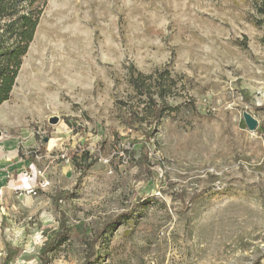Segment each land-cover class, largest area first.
I'll return each instance as SVG.
<instances>
[{
	"label": "rangeland",
	"instance_id": "374dc122",
	"mask_svg": "<svg viewBox=\"0 0 264 264\" xmlns=\"http://www.w3.org/2000/svg\"><path fill=\"white\" fill-rule=\"evenodd\" d=\"M130 67L151 77L143 95ZM148 83L164 107L157 120ZM133 112L141 128L127 125ZM0 146L16 160L0 195V264H43L62 219L72 231L46 264H264L257 2L44 0L0 109ZM28 162L32 180L48 182L36 195L21 185Z\"/></svg>",
	"mask_w": 264,
	"mask_h": 264
},
{
	"label": "trees",
	"instance_id": "16d2710c",
	"mask_svg": "<svg viewBox=\"0 0 264 264\" xmlns=\"http://www.w3.org/2000/svg\"><path fill=\"white\" fill-rule=\"evenodd\" d=\"M258 4V13L263 18L264 23V0H255ZM44 0H0V105L7 101L14 87L19 69L22 65V59L26 55L28 48L33 41L36 28L42 14ZM130 84L133 89L143 95L141 88L145 85L142 75L135 76L133 69L129 68ZM161 86V85H160ZM145 95H147L152 107L154 119H158L164 110V107L153 98L155 93L151 92V84L148 83ZM161 89V88H160ZM245 97L246 92L240 91ZM158 98L164 102L162 90L157 93ZM128 126L142 127V118L137 113L130 114ZM153 135V130H148L144 134V142L140 144V151L143 153ZM85 161V156L82 158ZM68 196L67 192H60L57 198H52V202L57 205L59 200ZM123 217V216H120ZM79 229V228H77ZM72 228L62 219L57 232L45 234V241L39 249V254L43 258V264H46L47 253L53 251L66 238ZM93 250V244H88Z\"/></svg>",
	"mask_w": 264,
	"mask_h": 264
},
{
	"label": "crops",
	"instance_id": "0c3cea01",
	"mask_svg": "<svg viewBox=\"0 0 264 264\" xmlns=\"http://www.w3.org/2000/svg\"><path fill=\"white\" fill-rule=\"evenodd\" d=\"M19 71H20V69H19ZM18 74H19V72H18ZM16 80H17V78H16ZM16 80H15V84H16ZM15 84H14V86H15ZM13 91H14V87L10 93L9 99L12 97ZM9 99L0 105V109H1V106L3 104H5L9 101ZM16 112H17V110H11V111L6 113V116H8V114L16 115ZM55 139H56L55 137H51L48 139L47 143L49 144L50 142H52V144H54L56 142ZM2 149L3 148L0 146V191H1V193H2L3 189H7V190L11 189L8 186L10 185V179H11L12 173H13L12 172L13 171L12 170V164L16 162L14 157L9 158L8 155H6ZM27 166H28V168H27V170L23 171V175H24V172L27 173L29 171V174L30 173L33 174V172L36 171V167L32 166V163L28 162ZM36 181L37 180L34 179V180H31L30 183H28L25 180L24 182L21 183V185L29 188Z\"/></svg>",
	"mask_w": 264,
	"mask_h": 264
},
{
	"label": "built area",
	"instance_id": "2783aa9c",
	"mask_svg": "<svg viewBox=\"0 0 264 264\" xmlns=\"http://www.w3.org/2000/svg\"><path fill=\"white\" fill-rule=\"evenodd\" d=\"M37 174L39 175L40 179L37 180L34 184H32L29 187V189L26 190V193L29 195H36L38 190L45 189L48 186V182L43 178V174L39 172H37ZM24 176L26 178V181L30 183L33 175L31 173L29 174V173L24 172ZM0 195H1V191H0Z\"/></svg>",
	"mask_w": 264,
	"mask_h": 264
},
{
	"label": "water",
	"instance_id": "95a60500",
	"mask_svg": "<svg viewBox=\"0 0 264 264\" xmlns=\"http://www.w3.org/2000/svg\"><path fill=\"white\" fill-rule=\"evenodd\" d=\"M242 119L249 132H253L254 130H256L258 126V122L250 114H248L247 112H244L242 114ZM56 121H57L56 118L50 119V123L52 124L56 123Z\"/></svg>",
	"mask_w": 264,
	"mask_h": 264
},
{
	"label": "clouds",
	"instance_id": "9594fccd",
	"mask_svg": "<svg viewBox=\"0 0 264 264\" xmlns=\"http://www.w3.org/2000/svg\"><path fill=\"white\" fill-rule=\"evenodd\" d=\"M38 238V237H37Z\"/></svg>",
	"mask_w": 264,
	"mask_h": 264
}]
</instances>
